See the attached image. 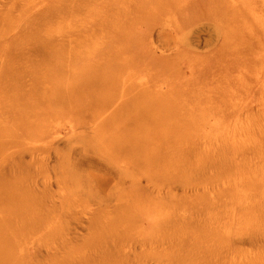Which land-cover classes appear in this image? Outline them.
<instances>
[{"label":"rangeland","instance_id":"obj_1","mask_svg":"<svg viewBox=\"0 0 264 264\" xmlns=\"http://www.w3.org/2000/svg\"><path fill=\"white\" fill-rule=\"evenodd\" d=\"M0 264H264V0H0Z\"/></svg>","mask_w":264,"mask_h":264},{"label":"bare ground","instance_id":"obj_2","mask_svg":"<svg viewBox=\"0 0 264 264\" xmlns=\"http://www.w3.org/2000/svg\"><path fill=\"white\" fill-rule=\"evenodd\" d=\"M52 1V0H51ZM54 5V1L52 2L51 6L52 7H45V8H42V9H38V10H35L33 11V18L36 19L37 23H38V28H40L42 31H44V34H48V31L52 28V29H57L56 30V33H58V35L61 33V30H62V25L61 23H63V19L62 17L59 15L61 12V10H57L55 7H53ZM60 6V5H59ZM40 8V7H39ZM54 9L53 12H48L46 14H42L44 10H50V9ZM57 10V11H56ZM28 12V11H26ZM46 12V11H44ZM51 13V14H50ZM26 14V13H25ZM38 14H41L40 16H36ZM27 17H29V15L26 14ZM51 16V18H50ZM26 17V18H27ZM70 23V22H69ZM54 24V25H53ZM64 25V24H63ZM66 25V24H65ZM68 25V24H67ZM66 25V26H67ZM54 26H57L56 28H54ZM66 28V27H65ZM43 33V32H42ZM50 33V32H49ZM45 36V35H44ZM51 37V36H50ZM49 37V38H50ZM41 38V37H40ZM46 38V37H45ZM45 38H43V40H45ZM59 38V37H58ZM52 40V38H51ZM57 40V39H56ZM30 42V41H29ZM31 44H32V41H31ZM44 44V43H43ZM45 46V45H44ZM43 48V47H42ZM185 133V132H184ZM179 134H178V138H179ZM177 138V140H178ZM181 138V137H180ZM188 138V137H187ZM181 140V139H180ZM186 140V139H185ZM180 144V143H179ZM189 144V143H188ZM184 145V143H183ZM180 146H182V143L180 144Z\"/></svg>","mask_w":264,"mask_h":264}]
</instances>
